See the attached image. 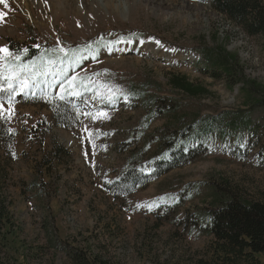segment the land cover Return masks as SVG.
<instances>
[{
    "label": "rangeland",
    "instance_id": "obj_1",
    "mask_svg": "<svg viewBox=\"0 0 264 264\" xmlns=\"http://www.w3.org/2000/svg\"><path fill=\"white\" fill-rule=\"evenodd\" d=\"M216 3H0V48L81 47L61 68L27 66L31 92L0 76V264H264L217 253L211 233L231 199L264 201V107L244 90L264 89V39ZM40 80L52 91L35 95ZM132 172L143 183L128 190Z\"/></svg>",
    "mask_w": 264,
    "mask_h": 264
},
{
    "label": "trees",
    "instance_id": "obj_2",
    "mask_svg": "<svg viewBox=\"0 0 264 264\" xmlns=\"http://www.w3.org/2000/svg\"><path fill=\"white\" fill-rule=\"evenodd\" d=\"M217 8L220 13L227 15L230 19L237 22V25L242 27L244 32L248 36H260L264 39V10L260 7L257 0H216ZM86 45H83L85 47ZM9 53H11L12 60L16 65L19 66H29L34 64L37 69L44 63V60H53V65L58 67H63L65 64V59L74 58L79 52H81V47L70 48L67 53H61L56 49H47L46 46L37 42L35 46H21V44L16 43L13 45L10 41L8 44ZM220 50L219 55L223 59L222 69L223 72L230 74L229 77L234 79V72L237 66L236 57L229 56L223 48H218ZM216 54L210 52L207 54L208 58L215 57ZM19 56V59H16ZM71 59V64L75 60ZM213 61L215 59H212ZM35 62V63H34ZM211 63V62H209ZM216 64V63H215ZM25 67V68H26ZM220 69L219 65L215 66ZM48 68V66H46ZM22 75V74H21ZM238 77V74H236ZM23 77V76H22ZM180 86L196 93L198 96L200 93H207L208 91L204 88L192 87L190 82L187 81L185 77H181L177 80ZM37 83V91L34 92L38 95L40 92H50L49 89L42 86V83L46 82L40 80ZM47 85V84H46ZM49 86V85H48ZM244 90L246 91V104H248L251 99L250 94L255 95L256 106L264 107V89H262L256 82H246ZM32 89V83L29 81V92ZM46 89V90H45ZM210 119V118H209ZM206 124L211 125V119L207 120ZM140 174L137 172L128 173L126 176L121 178V185L124 188L131 190L137 184L143 183L140 181ZM126 179V180H124ZM120 186L116 187L115 190L120 192ZM227 206L222 210H219L214 214V220L216 227L213 228L211 232L216 240L218 246H216L217 253H230L236 256H243L249 254H243L244 251L252 252H263L264 253V201L262 204L246 205L236 201V199H231ZM213 220V221H214ZM99 264H107L106 262H99Z\"/></svg>",
    "mask_w": 264,
    "mask_h": 264
},
{
    "label": "snow or ice",
    "instance_id": "obj_3",
    "mask_svg": "<svg viewBox=\"0 0 264 264\" xmlns=\"http://www.w3.org/2000/svg\"><path fill=\"white\" fill-rule=\"evenodd\" d=\"M0 3H4L5 6L7 7V0H0ZM4 16H5V13L0 12V19H2ZM52 51H56V49H53ZM60 51H63V49H60ZM0 53L6 54L4 56H0V61L4 62L3 63L4 71L0 73V76H3L4 79H7L9 81V85H8L9 88H11L12 86L11 82L13 78H15L16 80L19 81L21 85V90H23V88L27 87L29 83V79L27 77H22L21 75L22 72L25 70L26 66L14 65L12 61L8 59V56H10L11 53H9L7 48H0ZM16 59L18 60L19 56H16ZM49 63H52V61H49ZM46 74L47 72L39 73V75H46ZM60 74L61 75L63 74V69L61 70ZM33 75H35V73ZM75 79L76 78L73 77L72 81H69V84L71 85ZM72 94L75 95L76 93L72 92ZM60 99H63V96H61ZM9 102L11 103V98L9 99ZM0 107H2V105H0ZM85 155H87V153H85ZM137 207H140V205H137ZM146 207L148 208V210H152L153 205H146Z\"/></svg>",
    "mask_w": 264,
    "mask_h": 264
}]
</instances>
